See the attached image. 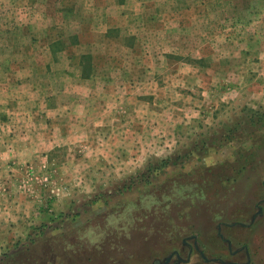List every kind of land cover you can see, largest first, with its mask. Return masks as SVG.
<instances>
[{
	"label": "rangeland",
	"instance_id": "1",
	"mask_svg": "<svg viewBox=\"0 0 264 264\" xmlns=\"http://www.w3.org/2000/svg\"><path fill=\"white\" fill-rule=\"evenodd\" d=\"M1 186L0 264H264V0H0Z\"/></svg>",
	"mask_w": 264,
	"mask_h": 264
},
{
	"label": "crops",
	"instance_id": "2",
	"mask_svg": "<svg viewBox=\"0 0 264 264\" xmlns=\"http://www.w3.org/2000/svg\"><path fill=\"white\" fill-rule=\"evenodd\" d=\"M58 93H59V95H65L64 91L63 92L59 91ZM69 96H72L74 98V102H73L74 104H69V106L66 104H58L57 107L55 108L56 110H59L58 111L59 116L56 118V120L58 121V126H60L61 128L68 129V128H71L72 126L80 127V126H82V124H84L86 127L93 125V123H92L93 117L90 116L92 114L91 103H89V101H88V100H90V93H86V92L83 93L82 90L73 89L71 92H69ZM83 99H84V101H88V104L81 102V100H83ZM108 106L109 105H107L105 102H104V104H102L100 106L101 115H102L101 120H100V124L103 127H105V126L112 127V123L113 124L115 123L114 119L116 118V114L118 113V107L116 105H113V108H115V109L110 110L113 115L109 114L108 109H107ZM83 107H84V109H83ZM81 112H84L83 117H80V115L77 114V113H81ZM88 112H90V114H88ZM105 121H106V123H105ZM3 191H6V189L3 188V186H1L0 192L2 193ZM53 191H54V193H56L57 195L60 196V198H58L56 200L57 201L56 204H54V206H56L54 208V212L57 214H62L64 212L63 210H65V209H61V208H64L61 206V203H63V200H68V199H70L71 196H73L74 188L68 187L67 185H63V186H58ZM66 196H68V197H66ZM64 197H66V198H64ZM261 202H262L261 205L263 206L264 202L263 201H261ZM71 204H72V202H70L69 207H66L67 211H69L72 208ZM67 205H69V203L64 205V206H67ZM93 206L94 205H92V208H94ZM261 213H262V211H260V214ZM51 215L53 218H55L54 214H51ZM80 218H85V217L83 215ZM80 218H78V220H81ZM55 220H57V219H55ZM54 222H56V221H54ZM54 222L51 221V223H54ZM57 222H59V221H57ZM243 227L248 228L247 226H243ZM192 238H196V237H192ZM185 245L188 246L187 244H185ZM186 246H184V248H188ZM175 253H177L178 257L180 256L178 254V251L177 252L175 251Z\"/></svg>",
	"mask_w": 264,
	"mask_h": 264
},
{
	"label": "flooded vegetation",
	"instance_id": "3",
	"mask_svg": "<svg viewBox=\"0 0 264 264\" xmlns=\"http://www.w3.org/2000/svg\"><path fill=\"white\" fill-rule=\"evenodd\" d=\"M173 255H175V256H176V255H177V253H174ZM177 256H178V255H177Z\"/></svg>",
	"mask_w": 264,
	"mask_h": 264
}]
</instances>
